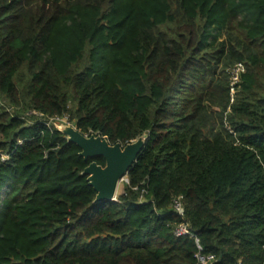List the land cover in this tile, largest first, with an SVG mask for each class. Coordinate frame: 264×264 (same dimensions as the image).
Listing matches in <instances>:
<instances>
[{
  "label": "trees",
  "instance_id": "obj_1",
  "mask_svg": "<svg viewBox=\"0 0 264 264\" xmlns=\"http://www.w3.org/2000/svg\"><path fill=\"white\" fill-rule=\"evenodd\" d=\"M56 117L145 136L116 200ZM3 154L0 264H264V0H0Z\"/></svg>",
  "mask_w": 264,
  "mask_h": 264
},
{
  "label": "water",
  "instance_id": "obj_2",
  "mask_svg": "<svg viewBox=\"0 0 264 264\" xmlns=\"http://www.w3.org/2000/svg\"><path fill=\"white\" fill-rule=\"evenodd\" d=\"M72 127H66L67 130H60L68 136L69 140L75 142L81 148L80 155L85 159L102 156L106 161L104 166L93 161L84 170V173L89 175V184L97 191L95 201L104 202L107 200H116L118 185L120 181L126 179L129 170L136 162L138 154L144 147L146 141L145 136L139 137L142 138V142H139L137 147L134 148L131 143H128L125 146H122L120 143L111 145L107 140L100 136H85L74 126ZM90 141L100 143L108 148L105 151H99L100 149L91 147L89 148Z\"/></svg>",
  "mask_w": 264,
  "mask_h": 264
},
{
  "label": "built area",
  "instance_id": "obj_3",
  "mask_svg": "<svg viewBox=\"0 0 264 264\" xmlns=\"http://www.w3.org/2000/svg\"><path fill=\"white\" fill-rule=\"evenodd\" d=\"M242 70V64H238L234 69H233V75H234V81L238 79V76H239V73L240 71ZM8 110H11L10 108H8ZM36 113V112H35ZM37 114V113H36ZM65 119L64 118H59V117H56V118H52L50 119L49 121L46 122L47 125H50L51 122L55 123L57 122L58 120H63ZM68 119V118H67ZM67 124H71L69 121ZM56 125V123H55ZM8 156L6 154H3L0 156V160H5L7 159ZM180 199V198H179ZM177 199L174 206H173V209L179 214V215H183L184 214V206L182 204V201ZM175 235L177 237H182V236H194V233L191 232V230L189 229L188 225H186L185 223H181L177 229L175 230ZM196 257L198 258V261L200 264H215V262L218 261V259L212 255V254H204L203 253V247L198 244V252L196 254ZM237 264H240L239 262Z\"/></svg>",
  "mask_w": 264,
  "mask_h": 264
},
{
  "label": "rangeland",
  "instance_id": "obj_4",
  "mask_svg": "<svg viewBox=\"0 0 264 264\" xmlns=\"http://www.w3.org/2000/svg\"><path fill=\"white\" fill-rule=\"evenodd\" d=\"M56 123V126L59 128V129H63V130H67V128L66 127H72L73 125L72 124H67L68 123V119L67 118H65V119H63V120H58L57 122H55ZM73 128V127H72ZM95 141V140H94ZM94 141H91V142H94ZM139 142L141 143L142 142V138H138V139H136V140H134V141H132L131 142V145H132V147H137V144H139ZM123 149H125V148H123ZM127 179H125V180H122V181H120V183H119V185H118V192H117V195L118 194H120L121 192H123V187H124V182L126 181Z\"/></svg>",
  "mask_w": 264,
  "mask_h": 264
},
{
  "label": "bare ground",
  "instance_id": "obj_5",
  "mask_svg": "<svg viewBox=\"0 0 264 264\" xmlns=\"http://www.w3.org/2000/svg\"><path fill=\"white\" fill-rule=\"evenodd\" d=\"M90 145H89V148H96V149H100L99 151H105L108 147L107 146H103L102 144L100 143H95V142H89Z\"/></svg>",
  "mask_w": 264,
  "mask_h": 264
}]
</instances>
